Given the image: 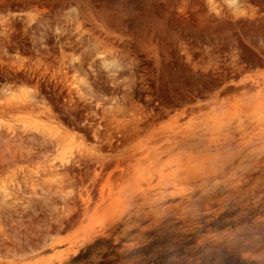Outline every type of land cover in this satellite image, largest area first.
Instances as JSON below:
<instances>
[{
  "label": "rangeland",
  "instance_id": "1",
  "mask_svg": "<svg viewBox=\"0 0 264 264\" xmlns=\"http://www.w3.org/2000/svg\"><path fill=\"white\" fill-rule=\"evenodd\" d=\"M263 166L264 0H0V264L262 260L200 221Z\"/></svg>",
  "mask_w": 264,
  "mask_h": 264
},
{
  "label": "trees",
  "instance_id": "2",
  "mask_svg": "<svg viewBox=\"0 0 264 264\" xmlns=\"http://www.w3.org/2000/svg\"><path fill=\"white\" fill-rule=\"evenodd\" d=\"M258 180H264V166L259 171L246 174L241 183L212 196V201L225 199L223 210L211 221L206 222L203 217L200 232L207 228L217 231L241 225H257L261 230L257 233L256 242L264 244V228L261 226L264 223V185H255ZM249 247L251 245L245 243L231 246L229 252H196L192 255L185 252H160L136 264H264V259L244 256L242 250Z\"/></svg>",
  "mask_w": 264,
  "mask_h": 264
}]
</instances>
